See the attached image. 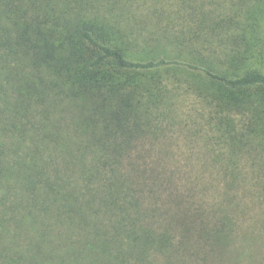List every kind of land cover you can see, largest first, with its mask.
Here are the masks:
<instances>
[{
  "label": "trees",
  "instance_id": "1",
  "mask_svg": "<svg viewBox=\"0 0 264 264\" xmlns=\"http://www.w3.org/2000/svg\"><path fill=\"white\" fill-rule=\"evenodd\" d=\"M263 25L264 0H0V264H151L223 240L183 208L171 151L200 138L206 169L246 187Z\"/></svg>",
  "mask_w": 264,
  "mask_h": 264
},
{
  "label": "rangeland",
  "instance_id": "2",
  "mask_svg": "<svg viewBox=\"0 0 264 264\" xmlns=\"http://www.w3.org/2000/svg\"><path fill=\"white\" fill-rule=\"evenodd\" d=\"M261 38L264 42V25ZM185 99L189 103L185 104V110L193 113L197 109L191 102L194 98ZM197 140L195 144L184 143L182 150L177 148L178 144H174L171 151L174 162L181 169L180 175H176L177 191L183 198V208L187 213H204L205 224L209 223L207 230L215 225L216 230L224 234L223 240L210 242V235L205 240L194 238L196 241L192 240L185 251L175 255L171 261L154 256L150 258V263L264 264V192L260 186L253 187L250 182L254 177L252 171H256V165H261L259 161L252 162L260 156L264 158L263 150L251 153V158L248 155L237 157L242 175L249 182L244 189L227 190L222 180L206 169V153L200 148L203 143L200 138ZM205 185L212 187L202 189Z\"/></svg>",
  "mask_w": 264,
  "mask_h": 264
}]
</instances>
